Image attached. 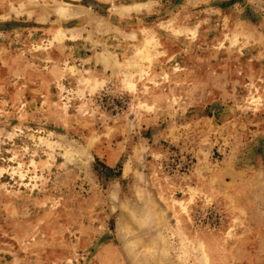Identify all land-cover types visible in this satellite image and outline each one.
Returning <instances> with one entry per match:
<instances>
[{
	"label": "rangeland",
	"instance_id": "374dc122",
	"mask_svg": "<svg viewBox=\"0 0 264 264\" xmlns=\"http://www.w3.org/2000/svg\"><path fill=\"white\" fill-rule=\"evenodd\" d=\"M0 264H264V0H0Z\"/></svg>",
	"mask_w": 264,
	"mask_h": 264
},
{
	"label": "bare ground",
	"instance_id": "6f19581e",
	"mask_svg": "<svg viewBox=\"0 0 264 264\" xmlns=\"http://www.w3.org/2000/svg\"><path fill=\"white\" fill-rule=\"evenodd\" d=\"M67 8H66V11H65V8L64 7H61L60 9H58V12H67ZM76 10V9H75ZM75 12V11H74ZM57 16V15H56ZM72 19V18H71ZM75 35V34H74Z\"/></svg>",
	"mask_w": 264,
	"mask_h": 264
}]
</instances>
